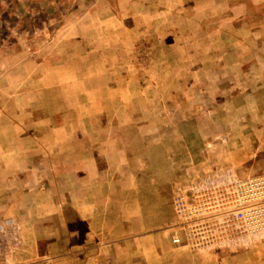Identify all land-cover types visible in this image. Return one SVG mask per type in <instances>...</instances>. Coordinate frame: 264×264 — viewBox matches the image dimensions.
Instances as JSON below:
<instances>
[{"label":"rangeland","instance_id":"obj_1","mask_svg":"<svg viewBox=\"0 0 264 264\" xmlns=\"http://www.w3.org/2000/svg\"><path fill=\"white\" fill-rule=\"evenodd\" d=\"M248 157L263 174L264 0H0V264L259 256L194 208L200 167Z\"/></svg>","mask_w":264,"mask_h":264},{"label":"built area","instance_id":"obj_2","mask_svg":"<svg viewBox=\"0 0 264 264\" xmlns=\"http://www.w3.org/2000/svg\"><path fill=\"white\" fill-rule=\"evenodd\" d=\"M199 171L201 199L194 208L199 207L208 218H217L221 228L235 234V240L264 237V173L239 176L232 169L210 164ZM180 202L178 199L176 206ZM168 240L172 245L181 243L176 232H170Z\"/></svg>","mask_w":264,"mask_h":264},{"label":"crops","instance_id":"obj_3","mask_svg":"<svg viewBox=\"0 0 264 264\" xmlns=\"http://www.w3.org/2000/svg\"><path fill=\"white\" fill-rule=\"evenodd\" d=\"M251 143V142H250ZM240 149V148H239ZM73 154H72V160H70L72 162V168L73 170H75L76 172L78 173H75V171L72 173L75 177V179L77 181H74V187H75V184H76V187H78V189L74 190V194H75V200H74V205H73V209H72V215H73V218H75L77 221L79 222H84L85 220L88 222L89 224V227H91L92 223H91V220L92 219H101V218H106V215L104 214H86L88 212V210L86 209V205H82L88 201L91 200V196H92V193H93V186H94V180L92 178V172L89 171L88 174H81L79 173V171H81L82 168V164H81V157H80V152H75V150H73ZM247 153V151H245ZM250 152V148H249V151H248V154L249 156H251V154L249 153ZM245 154V153H244ZM255 158H251V157H248V158H244V161H243V166H241L239 169L242 171V173H245L244 175L247 176V175H256V171L255 169H253V166L255 165ZM85 167V165H84ZM88 167H91V160L89 161V165ZM91 168H89L90 170ZM87 170V169H85ZM83 170V171H85ZM246 173H249V174H246ZM82 176V177H81ZM84 179V180H88L89 179V184L88 185H84V189H82V181L81 179ZM83 195H86L87 199H84L83 198ZM77 203H78V206H77ZM116 217H121V215H116ZM78 231V230H77ZM91 229H89V232L88 233H91L90 232ZM75 233V232H74ZM111 234V232H102L100 234L102 235H105V234ZM120 233V232H118ZM98 235V234H97ZM96 235V236H97ZM119 244V243H118ZM117 244V245H118ZM102 245V249L100 251H107V250H110L112 249V247L114 246H111V244L109 242H104L101 244ZM120 246V245H119ZM118 246V247H119ZM260 246H264V245H260ZM141 250V249H140ZM142 250H144V248H142ZM257 248L254 247V248H249V249H240V250H237V251H240L244 254H239V255H232L230 257L231 260H228V262H224V264H264V253L260 254L259 256L257 255H253V254H250L251 252L253 251H256ZM239 256H242V257H239ZM237 257H239V259H237ZM100 259L97 260V258H95L94 260L92 259H89L88 260V263L89 264H108L109 261L106 257H99ZM117 263H120L121 262V258H115L114 259ZM141 260V259H140ZM238 260H241L240 262H237ZM139 261V260H138ZM61 263L65 264L67 262L65 261H62ZM72 264H86V262L84 261H81V260H76L74 259L72 261ZM140 264H145L144 260L142 259L141 260V263ZM153 264H156L155 262Z\"/></svg>","mask_w":264,"mask_h":264}]
</instances>
